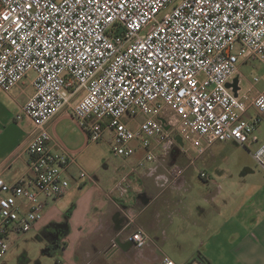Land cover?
<instances>
[{"label":"built area","instance_id":"1","mask_svg":"<svg viewBox=\"0 0 264 264\" xmlns=\"http://www.w3.org/2000/svg\"><path fill=\"white\" fill-rule=\"evenodd\" d=\"M235 44L242 58L264 66V0H0V87L11 90L32 73L35 89L16 115L34 124L28 174L14 184L0 177V260L13 238L45 218L46 199L70 189L66 173L79 152L54 154L59 141L47 128L63 110L86 147L108 134L122 159L142 149L125 180L156 162L160 146L170 149L174 128L158 118L173 113L184 118L186 141L192 133L208 146L256 144L251 154L264 172V141L256 135L264 91L243 106L227 88L239 69ZM172 174L182 177L177 168ZM122 214L135 224L132 210ZM126 241L141 249L150 237L137 228ZM159 264L178 263L164 257Z\"/></svg>","mask_w":264,"mask_h":264},{"label":"crops","instance_id":"2","mask_svg":"<svg viewBox=\"0 0 264 264\" xmlns=\"http://www.w3.org/2000/svg\"><path fill=\"white\" fill-rule=\"evenodd\" d=\"M251 59H244V62ZM33 76L29 74L11 90L0 87V177L8 184H14L28 174L27 146L34 133V124L27 117L16 120V115L35 94L31 84ZM242 77L238 69L233 79L239 78L238 96L241 103L244 101L242 105L247 106L264 89L251 85L241 97ZM251 115L250 111L248 116ZM67 120L75 124L70 111L63 110L48 123L49 132L59 141L52 146L54 154H62L65 148L79 154L82 151V142L72 145L58 135V128ZM164 149L163 145L157 149L161 154L156 162L126 180L129 168L141 156L123 167L120 179L113 184L116 197L110 204H61L73 189L55 202L46 199V205L49 204L46 216L32 231L42 234L57 221L56 214L82 211V218L74 224V233L70 237L68 231V237L64 239L67 243L63 249L71 253L65 264H159L164 257H170L178 264L193 261L264 264V179L262 184L256 183L250 170L244 171L241 181L234 183H229L230 175L217 170L203 179L200 175L205 172V166L213 167L206 161L201 164L199 180L192 183L189 170L198 163L197 160L190 162L182 177H172L163 165L168 157L163 153ZM187 161L185 154L171 156L168 166L178 162L183 165ZM80 183L77 182V186ZM124 185L127 189L122 192ZM126 210L135 213L132 226L122 214ZM137 228L150 237V242L141 249L126 241L128 234ZM58 249L54 248L55 251Z\"/></svg>","mask_w":264,"mask_h":264},{"label":"rangeland","instance_id":"3","mask_svg":"<svg viewBox=\"0 0 264 264\" xmlns=\"http://www.w3.org/2000/svg\"><path fill=\"white\" fill-rule=\"evenodd\" d=\"M234 53L239 56L238 67L243 75L241 97L244 95V91L249 90L251 85L263 90L264 66L256 59L244 62L239 44L234 45ZM252 94L253 92H251ZM162 118L169 121V123H165L168 130L169 125L173 126L174 130L171 136L180 135L181 132L185 131L183 117L173 113ZM128 120V117L123 118L124 122ZM141 122V118L136 119L132 127H136ZM57 132L66 143L78 145L82 142V151L78 156L77 164L71 167L66 176L70 183V189H73V191L64 198L61 204H110L111 199L115 200L116 197L112 190L113 184L120 179L123 167L136 160V157L142 156L143 152L137 149L136 155L126 160L114 155L109 145L110 137L108 134H105L103 139L98 142L91 143L86 147L85 134L77 125L68 120L62 123ZM256 135L261 141L264 140V115ZM185 143L184 154L188 161L187 163L184 162L183 165L178 162L175 165L168 166L172 155L170 149L165 148L163 151L168 156L163 165L168 168L172 177L173 168L181 170L182 175H184L185 168L190 162L197 160V164L192 168L189 167L192 183L199 180L198 176L202 170L201 164L208 161L213 166L212 168L205 166V173L209 176L214 175L217 170L230 175L229 183H234L241 181V174L244 171L250 170L255 176L256 183L262 184L261 180L264 179V173L251 156V152L255 150L251 143L248 144L251 149L233 142H217L208 146L205 141L197 140L192 133L189 134ZM133 145L137 146L136 143H133ZM155 153L158 156L161 151L156 150ZM199 156H201V159ZM77 182H81L79 186H77ZM130 195L131 193L128 196ZM48 206L49 204L46 205V208ZM81 212L76 210L75 214L71 212L56 214L57 221L46 228L42 234L37 235L30 231L23 236L13 238L8 254L1 264H58V262L65 264V260L68 256H71V253L63 249L67 243L64 239L68 237V231L70 237L74 233V224H76L77 219L82 218ZM55 247L60 249L55 251Z\"/></svg>","mask_w":264,"mask_h":264},{"label":"flooded vegetation","instance_id":"4","mask_svg":"<svg viewBox=\"0 0 264 264\" xmlns=\"http://www.w3.org/2000/svg\"><path fill=\"white\" fill-rule=\"evenodd\" d=\"M180 137V140L178 139ZM175 142L170 147V153L172 156L184 154L186 140L179 134L175 135Z\"/></svg>","mask_w":264,"mask_h":264},{"label":"water","instance_id":"5","mask_svg":"<svg viewBox=\"0 0 264 264\" xmlns=\"http://www.w3.org/2000/svg\"><path fill=\"white\" fill-rule=\"evenodd\" d=\"M227 88L231 89L232 92L234 93V95L236 97H238V91H240V87H239V78H235L232 80V82L227 84ZM159 121L164 125L166 123L165 119L163 118H159ZM166 130H168L167 127H165ZM178 139L180 140V137H178Z\"/></svg>","mask_w":264,"mask_h":264}]
</instances>
